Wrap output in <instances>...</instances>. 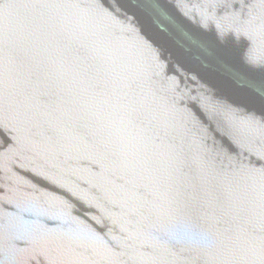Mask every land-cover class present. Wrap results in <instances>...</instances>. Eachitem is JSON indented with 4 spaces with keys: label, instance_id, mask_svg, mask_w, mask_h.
I'll use <instances>...</instances> for the list:
<instances>
[{
    "label": "water",
    "instance_id": "95a60500",
    "mask_svg": "<svg viewBox=\"0 0 264 264\" xmlns=\"http://www.w3.org/2000/svg\"><path fill=\"white\" fill-rule=\"evenodd\" d=\"M0 264H264V0H0Z\"/></svg>",
    "mask_w": 264,
    "mask_h": 264
}]
</instances>
